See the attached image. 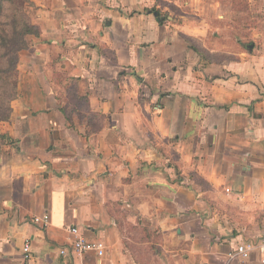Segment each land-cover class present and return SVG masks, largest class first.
<instances>
[{
    "label": "crops",
    "instance_id": "1",
    "mask_svg": "<svg viewBox=\"0 0 264 264\" xmlns=\"http://www.w3.org/2000/svg\"><path fill=\"white\" fill-rule=\"evenodd\" d=\"M32 2L0 123V264L26 238L31 264H229L263 235L264 0ZM76 226L104 256L61 254Z\"/></svg>",
    "mask_w": 264,
    "mask_h": 264
},
{
    "label": "trees",
    "instance_id": "2",
    "mask_svg": "<svg viewBox=\"0 0 264 264\" xmlns=\"http://www.w3.org/2000/svg\"><path fill=\"white\" fill-rule=\"evenodd\" d=\"M32 5V0H0V123L11 118L12 102L18 97L21 52L31 46L32 36L40 34L28 12ZM11 143V136L0 129V149Z\"/></svg>",
    "mask_w": 264,
    "mask_h": 264
},
{
    "label": "built area",
    "instance_id": "3",
    "mask_svg": "<svg viewBox=\"0 0 264 264\" xmlns=\"http://www.w3.org/2000/svg\"><path fill=\"white\" fill-rule=\"evenodd\" d=\"M34 222L48 226L51 223L50 215L35 216ZM71 233L75 236L70 248L61 249V254L67 256L69 253L82 255L86 252H95L98 256H104L106 253L107 245L103 239L89 240L84 234L80 232L79 227H72ZM32 242L30 238H26L22 248L21 264H31L34 255L32 251ZM258 250L261 261L264 264V234L258 235L254 240H244L236 245L229 253V264L233 260H246L249 259L254 251Z\"/></svg>",
    "mask_w": 264,
    "mask_h": 264
}]
</instances>
